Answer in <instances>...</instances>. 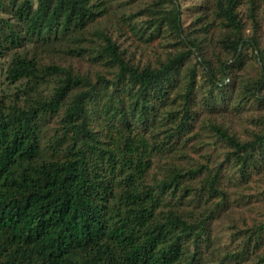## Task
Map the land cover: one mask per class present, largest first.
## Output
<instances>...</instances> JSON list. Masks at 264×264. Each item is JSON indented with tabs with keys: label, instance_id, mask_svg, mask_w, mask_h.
I'll use <instances>...</instances> for the list:
<instances>
[{
	"label": "trees",
	"instance_id": "1",
	"mask_svg": "<svg viewBox=\"0 0 264 264\" xmlns=\"http://www.w3.org/2000/svg\"><path fill=\"white\" fill-rule=\"evenodd\" d=\"M114 2L8 0L0 17L4 79L33 98L0 95V264H264V218L211 251L233 190L264 176V116L241 136L200 110L264 105V0H205L186 24L178 0H154L116 28ZM119 37L165 50L140 63ZM199 117L200 158L176 146Z\"/></svg>",
	"mask_w": 264,
	"mask_h": 264
},
{
	"label": "rangeland",
	"instance_id": "2",
	"mask_svg": "<svg viewBox=\"0 0 264 264\" xmlns=\"http://www.w3.org/2000/svg\"><path fill=\"white\" fill-rule=\"evenodd\" d=\"M118 2H114V14H111L110 17L103 18L102 24L107 26H111L112 22H114V27L116 26L118 19H123L122 14H137L139 21L146 19V14L144 13L145 7L150 4L154 0H117ZM182 6V14L185 24L188 23L191 17V13L202 8H205V0H178ZM8 0H1L0 2V17L9 18L13 20L11 17V9L7 3ZM33 4H36V0H32ZM120 2V3H119ZM118 5V6H117ZM136 20V19H135ZM143 23V22H142ZM116 28V27H115ZM261 44L264 43V34L259 33L258 35ZM140 40V39H138ZM131 41L124 39V37H119V42L121 41L122 47L126 48L130 52L131 58L135 61H139L140 63H144L147 60H155L157 57V53L163 54L165 47L157 46L156 44H143L140 41ZM164 42V40H162ZM143 42V41H142ZM33 47L32 43H28L25 45L26 49H31ZM246 54L251 56V48H246ZM59 56H64L63 53L54 54L51 58L50 56H45L44 61L48 62L50 60L58 61ZM10 56L0 57V95H3L6 103H18L20 105L25 104L27 101H32L33 98H26V94L23 93L20 89L24 87V84H11L8 83L4 79V69L9 61ZM70 60V59H68ZM71 64L75 68H79L83 70L86 66V62L84 61L79 63L75 60L70 61ZM249 60L247 64L244 66V74L245 75H253L252 65ZM200 70L198 69V73ZM46 86H41L39 89V94L43 95L45 93ZM36 96V94H35ZM200 97V96H199ZM232 98L234 96L232 95ZM264 104V103H263ZM201 117L204 120L212 117H218L222 120L230 130L235 131L237 134L241 136H246L249 131L258 130L261 126L260 117L264 116V105L258 104V102L250 100L247 103H244V107L239 109H223L220 110L219 113H211L208 112L204 105L201 107ZM201 118L199 117L198 122L194 125V132H197L193 135L192 139L185 143V138H182L176 146H181L182 141L184 140V144L178 148V150L187 151L189 154L194 151V157H201V150H198V143L196 142L193 148H190V142L195 141L197 138L203 139L208 136V133L202 137L201 133H204V129L199 126V122ZM45 130L43 132L44 139L43 142L50 136H52L54 128H55V118H49L44 126ZM169 151V150H168ZM170 154V153H169ZM186 157V156H185ZM254 181L251 183L250 187L247 188H238L234 189L231 195V198H238L237 202L234 206L230 207V209L224 210L222 215L217 218L212 225V234L215 240V244L211 251H213L214 257L217 256V253L220 254L226 248H233L237 241L233 240L235 235L233 236V232L242 231L245 227V220H251L256 218H264V176L255 175ZM242 194V195H241ZM246 199L244 206H240L242 201L244 200L241 197ZM235 202V201H234ZM232 226H237L238 229H233ZM210 255V253H209Z\"/></svg>",
	"mask_w": 264,
	"mask_h": 264
}]
</instances>
